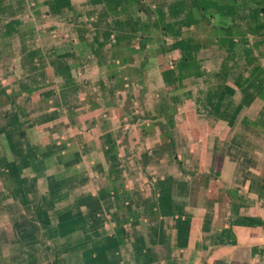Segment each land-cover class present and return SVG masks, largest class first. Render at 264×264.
Here are the masks:
<instances>
[{"label":"crops","instance_id":"1","mask_svg":"<svg viewBox=\"0 0 264 264\" xmlns=\"http://www.w3.org/2000/svg\"><path fill=\"white\" fill-rule=\"evenodd\" d=\"M47 251L264 264V0H0V264Z\"/></svg>","mask_w":264,"mask_h":264},{"label":"rangeland","instance_id":"2","mask_svg":"<svg viewBox=\"0 0 264 264\" xmlns=\"http://www.w3.org/2000/svg\"><path fill=\"white\" fill-rule=\"evenodd\" d=\"M43 137H42V140H45V139H49V138H51L52 137V135H42ZM60 137H64V135H61ZM60 139H63V138H60ZM49 141H42V145L43 144H45V143H48ZM57 169V168H56ZM52 173H54V172H52ZM139 176L141 177V176H145L143 173H142V175H141V173H139ZM144 179L146 180V176L144 177ZM44 183H45V181H43V189L41 190V192L42 193H44L45 192V188H44ZM82 189H84L85 191H92V190H94L95 188L94 187H92V186H86V187H83V188H79V189H75L74 191H75V194L73 195V194H71V196L69 197V199H63L64 198V196H61V201L60 202H58L57 203V206H56V208L57 209H64L65 208V205L67 204V203H70L72 200H73V198L75 197V195L77 194V193H79V190H82ZM77 207H74L73 209H76ZM74 212H76V210H74ZM27 214H28V211H27ZM52 214H54L53 216H54V219H53V221H55L56 219V215H57V210H54L53 212H52ZM52 216V217H53ZM54 223V222H53ZM113 226V223L112 222H106L105 223V227L109 230L111 227ZM63 227H66L65 226V223L63 224ZM95 227H97V225L95 226ZM68 228V227H67ZM76 228V227H75ZM74 233H77V232H74ZM78 234V233H77ZM78 235H74V240L76 241V237H77ZM45 239H46V241L48 242V243H51V244H54L55 245V243H54V241H56L57 242V240H58V244H59V242H63V240H61L60 238L59 239H57V238H55V239H52L53 241L51 242L50 240H48L49 238L48 237H45ZM94 241H96V239L94 240ZM92 243V241L89 243V244H91ZM13 247V245H10V248H12ZM69 253V252H68ZM67 252H64V253H57V252H53V251H47V252H44L43 254H42V257H41V259H42V262L44 261V260H47V259H49V260H51V259H57V260H59V259H61V261H62V264H79V261H80V258H81V252H73L72 253V258L71 257H69V255H71V254H68ZM92 256H94V255H92ZM65 259H67V262H65Z\"/></svg>","mask_w":264,"mask_h":264}]
</instances>
